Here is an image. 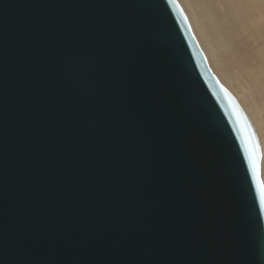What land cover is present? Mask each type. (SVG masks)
<instances>
[{
    "label": "water",
    "instance_id": "obj_1",
    "mask_svg": "<svg viewBox=\"0 0 264 264\" xmlns=\"http://www.w3.org/2000/svg\"><path fill=\"white\" fill-rule=\"evenodd\" d=\"M261 157L176 0H0V264H264Z\"/></svg>",
    "mask_w": 264,
    "mask_h": 264
},
{
    "label": "bare ground",
    "instance_id": "obj_2",
    "mask_svg": "<svg viewBox=\"0 0 264 264\" xmlns=\"http://www.w3.org/2000/svg\"><path fill=\"white\" fill-rule=\"evenodd\" d=\"M178 1L209 67L252 122L264 159V0Z\"/></svg>",
    "mask_w": 264,
    "mask_h": 264
},
{
    "label": "rangeland",
    "instance_id": "obj_3",
    "mask_svg": "<svg viewBox=\"0 0 264 264\" xmlns=\"http://www.w3.org/2000/svg\"><path fill=\"white\" fill-rule=\"evenodd\" d=\"M178 3H179V1L178 0H176ZM180 5V4H179ZM180 7H181V5H180ZM182 8V7H181ZM183 10V9H182ZM184 12V11H183ZM187 17V16H186ZM189 22V21H188ZM190 24V23H189ZM191 27V26H190ZM192 33H193V31H192ZM193 35H194V33H193ZM194 37H195V35H194ZM195 39H196V37H195ZM196 41H197V39H196ZM198 42V41H197ZM199 45V44H198ZM199 47H200V45H199ZM200 49L202 50V48L200 47ZM202 52L204 53V51L202 50ZM204 56H205V58H206V55H205V53H204ZM206 60H207V58H206ZM207 63H208V60H207ZM209 64V63H208ZM209 66V65H208ZM210 69H211V67H210ZM212 71V70H211ZM212 73L215 75V76H217L213 71H212ZM217 79H218V77H216ZM219 80V79H218ZM220 81V80H219ZM221 83V82H220ZM240 83L241 84H244L243 83V81L242 80H240ZM223 85V84H222ZM231 94H232V96L236 99V101L238 102V100H237V95H236V93L232 90V89H230L228 86H225V85H223ZM234 89H236V91H238L240 88L237 86V85H235L234 86ZM238 104H239V102H238ZM240 105V104H239ZM241 106V105H240ZM242 108V107H241ZM243 109V108H242ZM245 112V111H244ZM247 115V114H246ZM249 118V117H248ZM250 120V119H249ZM251 122V121H250ZM252 123V122H251ZM253 125V124H252ZM263 158V156L261 157V163H260V175H261V173H262V169L264 168V159H262ZM262 160H263V162H262ZM263 167V168H262ZM262 168V169H261ZM264 171V170H263ZM263 174V181H262V183L264 182V172L262 173ZM264 184V183H263Z\"/></svg>",
    "mask_w": 264,
    "mask_h": 264
}]
</instances>
